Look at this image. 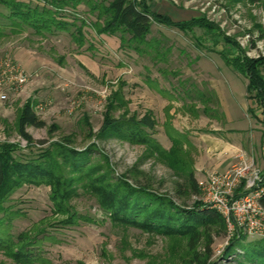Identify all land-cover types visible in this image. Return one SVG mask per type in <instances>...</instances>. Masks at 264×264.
<instances>
[{
    "label": "rangeland",
    "instance_id": "obj_1",
    "mask_svg": "<svg viewBox=\"0 0 264 264\" xmlns=\"http://www.w3.org/2000/svg\"><path fill=\"white\" fill-rule=\"evenodd\" d=\"M22 1L33 7L46 6L75 26L70 25L69 30L53 27L41 33L25 25L17 32L10 26L3 28L0 71L6 61H13L25 70L28 81L13 89L0 78V145H18L14 155L22 161L38 158L45 151L55 149L56 144L63 145L85 161L90 181L79 179V173L72 169L69 161L58 157L64 178L73 183L69 199L76 214L73 222H65L68 215L54 212L51 186L23 184L4 204L13 211L9 213L4 236L17 240L21 233L42 227L43 234L38 236L42 240L36 244L34 252L39 258L35 264H171L181 261L186 257L188 238L118 223L102 203L106 202L107 194L127 192L123 189H127L124 185L128 182L145 186L179 207L187 208H180L182 211L189 210L198 202L205 204L201 189L196 195L189 188V170L194 171L199 182L212 173L229 169L242 157L255 159L264 170L263 106L248 99V79L228 65L221 55L238 54L240 49L234 43H227L223 35L217 37L199 27L186 32L154 22L147 38L162 41L156 47L163 56L157 58L154 51L138 53L128 42L121 46L118 35H98L89 25L96 14L84 2L73 9L49 4L55 0ZM147 1L153 9L169 14L176 21L204 16L247 55L264 56V0ZM0 11L10 14L1 3ZM78 27L83 33L81 44L76 40ZM141 47L151 51L145 44ZM79 55L88 63L80 62ZM120 87L125 102L110 111L111 115L141 119L148 114L152 117L154 126L145 130L150 142L155 144L153 150L146 143L127 139L128 130L101 133L108 111L107 99ZM197 87L208 96L207 91L214 89L222 107L210 102L207 105L217 111L208 114L200 102H195L193 107L184 89ZM159 88L165 92L160 93ZM3 94L7 98L3 99ZM28 101L33 103L38 117L46 122L41 128H27L33 137L32 144L20 136L17 128L20 110ZM172 128L182 139L177 164L157 150H168L172 146L168 135ZM235 153L239 155L233 157ZM218 164L224 168H215ZM133 197L135 201L136 196ZM160 212L164 216L163 211ZM219 229L213 230L211 264H264V234L242 233L231 244L227 226L224 232L219 233ZM199 251L203 252L201 244ZM258 253L262 257H258ZM0 264L26 263H18L0 250Z\"/></svg>",
    "mask_w": 264,
    "mask_h": 264
},
{
    "label": "trees",
    "instance_id": "obj_2",
    "mask_svg": "<svg viewBox=\"0 0 264 264\" xmlns=\"http://www.w3.org/2000/svg\"><path fill=\"white\" fill-rule=\"evenodd\" d=\"M83 2L91 7L93 14H96V19L90 22L89 25L98 35H118L121 46L128 42L127 45L140 54H150V52L154 51L156 53L155 57L162 58L163 56V53L156 47L162 41L158 39L148 41L147 38L148 34L151 33L154 22L176 27L186 32L193 31L194 28L199 27L214 36L223 35V39L227 43H234V46L240 49V53L231 52L230 54L222 53L221 55H223L228 65L248 79V99L256 101L264 109V56L250 57L239 45H236L234 40L228 35L220 33V29L204 16H193L190 19L176 21L169 14H161V12L154 10L147 0H55L49 4L56 8L70 6L75 9ZM0 3L6 6L10 12V14H6L0 11V39L5 36L3 28L6 26H10L14 32L23 29L24 25L30 26L38 33H41L42 30L51 31L53 27L57 30H69L70 25L75 26L74 22L71 24L59 18L52 9L46 6L43 8L38 5L33 7L22 0H0ZM81 21L82 24H86V21ZM77 31L76 40L81 44L83 43L82 28L78 27ZM125 35H128L129 38L127 39ZM141 44L150 47L151 51L141 47ZM158 90L160 93L165 92L161 88ZM184 90L186 97L192 101L191 105H194L195 102L202 103L204 105L203 110L207 114L217 111L216 108L211 109L207 105L210 102H215L219 108L222 107L221 99L214 89L207 91L210 96L206 95L205 91L198 87L196 89L185 88ZM107 100L108 111L101 127V133L111 130L118 132L128 130L129 134L125 135L128 136L126 137L127 139L146 143L153 150L155 144L150 142V137L145 130V128L154 126L155 122L152 117L148 114L141 119L135 116L126 117L124 114L117 118L112 116L110 111L120 107L125 102L123 100L122 87L112 91ZM29 126L39 128L46 126V122L38 117L31 101H28L20 110L17 128L20 136L28 144H32L33 137L27 131ZM172 130V132L169 131L168 133L172 140V146L168 150H157L163 154L165 153L169 160L177 164L180 162L178 160H180V152L182 151V148L180 149L182 139L176 129L172 128ZM17 149L18 145L13 143L0 145V250L7 252L18 263L35 264L39 260L36 253H34L35 247L42 240L38 239V236L39 233L43 234V229L42 227H35L34 231L31 229L32 231L30 230V232L21 233L17 240L10 236L5 237L6 226L10 219L9 213L13 214V211L4 206L5 202L23 184H47L52 188L51 198L56 206L54 212L68 215V219L65 222H73L76 214L69 205L73 183L67 182L64 178L58 157L61 156L66 162L69 161L72 169L79 173V179L87 180L89 173L85 169V161L83 162L82 159L76 157L73 149L63 145L56 144L55 149L47 150L40 157L29 158L26 161L15 157L14 152ZM187 180L193 193H196V195L200 193V187L194 171H188ZM87 181L90 180L88 179ZM124 186L127 189L123 190H128L127 192L114 191L112 194H107L106 202L102 203L109 210L110 216H112L114 221L123 224H134L144 229L156 230L169 235L177 233L188 238L186 257L171 264L212 263L210 260L213 255V230L217 227L220 228L219 233L224 232L227 226L221 213L200 202L190 208L191 210L182 211L180 208H187L179 207L169 198L166 199L167 197L160 196L145 186L137 184L133 186L128 182ZM133 196H136L135 201H132ZM262 202L264 204V198ZM155 209H162L160 211H163L164 216H161V212H156L157 210ZM240 237L237 235L233 237L231 244H234ZM199 244H201L203 252H198ZM231 246L227 247V251H229ZM258 255L260 257L264 256H261L260 253Z\"/></svg>",
    "mask_w": 264,
    "mask_h": 264
},
{
    "label": "built area",
    "instance_id": "obj_3",
    "mask_svg": "<svg viewBox=\"0 0 264 264\" xmlns=\"http://www.w3.org/2000/svg\"><path fill=\"white\" fill-rule=\"evenodd\" d=\"M2 82L15 89L28 81V75L13 61L0 71ZM3 99L6 94L1 95ZM203 201L225 218L228 240L242 233L264 234V170L256 160L242 157L229 169L215 172L197 182Z\"/></svg>",
    "mask_w": 264,
    "mask_h": 264
},
{
    "label": "crops",
    "instance_id": "obj_4",
    "mask_svg": "<svg viewBox=\"0 0 264 264\" xmlns=\"http://www.w3.org/2000/svg\"><path fill=\"white\" fill-rule=\"evenodd\" d=\"M154 10H155V9H154ZM156 11H157V9H156ZM158 12H159V11H158ZM102 35H104V34H101V36H102ZM78 59H79L80 62H82L83 64H87V63H88L86 60L83 59V56H82V55H79V56H78ZM88 59L91 60V61H93L91 58H88ZM225 112H226V111H225ZM226 114H227V113H226ZM237 155H239V153H235V155H233V157H234V156L237 157ZM240 155H241V154H240ZM233 157H230V156H229L228 158H229V159L231 158V160H232ZM227 160H228V159H227ZM215 166H216V167H215ZM215 166H214V167H215V168H218V169H221V168L223 169V168H224V166H223V165H220V164L215 165ZM219 166H220V167H219Z\"/></svg>",
    "mask_w": 264,
    "mask_h": 264
},
{
    "label": "water",
    "instance_id": "obj_5",
    "mask_svg": "<svg viewBox=\"0 0 264 264\" xmlns=\"http://www.w3.org/2000/svg\"><path fill=\"white\" fill-rule=\"evenodd\" d=\"M263 122H264V116H263Z\"/></svg>",
    "mask_w": 264,
    "mask_h": 264
}]
</instances>
